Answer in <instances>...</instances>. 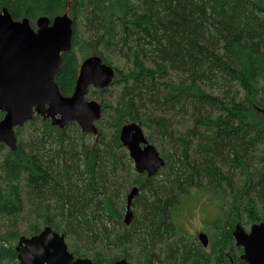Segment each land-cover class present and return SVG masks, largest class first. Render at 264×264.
Listing matches in <instances>:
<instances>
[{"label": "trees", "instance_id": "trees-1", "mask_svg": "<svg viewBox=\"0 0 264 264\" xmlns=\"http://www.w3.org/2000/svg\"><path fill=\"white\" fill-rule=\"evenodd\" d=\"M68 1L0 0V10L35 27ZM69 16L72 45L54 77L60 93H72L92 55L115 77L90 92L102 105L95 135L34 115L25 136V125L14 128L15 150L0 145V264H17L18 237L44 225L93 264H246L232 231L264 217L263 149L255 157L264 148V0H70ZM132 121L163 157L153 176L134 172L119 140ZM132 186L139 192L125 225ZM192 189L217 201L207 248L173 221Z\"/></svg>", "mask_w": 264, "mask_h": 264}, {"label": "water", "instance_id": "water-1", "mask_svg": "<svg viewBox=\"0 0 264 264\" xmlns=\"http://www.w3.org/2000/svg\"><path fill=\"white\" fill-rule=\"evenodd\" d=\"M72 24L71 17L63 13L51 20L40 16L32 27L28 18L15 20L6 8L0 10V145L15 150L14 128L22 127L34 115L48 119L58 128L73 122L83 133H97L102 105L88 99L87 94L90 87H109L115 70L97 55L86 57L79 64L72 93H60L54 77L61 54L71 49ZM260 112L264 123V110ZM118 136L137 174L153 176L163 166V157L139 123L123 124ZM138 192L139 187L132 186L126 193L122 217L125 225L134 219L132 201ZM232 237L235 246L242 248L240 258L246 264H264V218L251 224L248 231L236 224ZM197 239L202 246L208 245L204 233H199ZM14 250L18 264H93L90 257H75L65 235L49 225L36 234L20 235ZM111 264L130 263L123 257Z\"/></svg>", "mask_w": 264, "mask_h": 264}, {"label": "rangeland", "instance_id": "rangeland-1", "mask_svg": "<svg viewBox=\"0 0 264 264\" xmlns=\"http://www.w3.org/2000/svg\"><path fill=\"white\" fill-rule=\"evenodd\" d=\"M69 7H70V0L67 2V6L65 9V13H67L68 15H69ZM93 89L94 88L90 87L89 92L87 94V98L101 102V98L98 94L97 95L90 94V92ZM112 89L115 91L116 87ZM110 98L111 101H114V97H110ZM97 126H99V124H97ZM22 129L23 130L20 131V134L21 136H25L27 134L26 131H29V126L25 124V126ZM262 149L264 151V148H261L260 150L257 151V153H255V157L258 158V156L262 154ZM254 164H255L254 168L259 169V167L261 166V164L256 161H254ZM124 211H125V207L122 212L124 213ZM218 212L219 210L216 200L210 199V195H207V193H204L202 190L192 189L188 194L184 195L179 200L178 204L173 208L172 217L179 233H183L190 237L197 236L199 233H204L208 240V245L205 247L207 248L210 245L211 241L214 239L213 238L214 231L210 228V226L207 225V222L211 221L212 219L214 220ZM241 223L246 231L249 230L251 224H254V223L246 222L245 219H243ZM14 244H16V242ZM129 263L134 264L133 260H130Z\"/></svg>", "mask_w": 264, "mask_h": 264}, {"label": "flooded vegetation", "instance_id": "flooded-vegetation-1", "mask_svg": "<svg viewBox=\"0 0 264 264\" xmlns=\"http://www.w3.org/2000/svg\"><path fill=\"white\" fill-rule=\"evenodd\" d=\"M15 20H16V19H15ZM32 27H33V26H32ZM41 229H42V228H41ZM41 229H40V230H41ZM40 230H39V231H40ZM39 231H38V232H39ZM38 232H37V233H38ZM35 234H36V233H35ZM21 235H26V234H21ZM31 235H32V234H31ZM26 236H28V235H26ZM194 237L197 239V236H194ZM18 238H19V237H18ZM197 240H198V239H197ZM198 241H199V240H198ZM16 242H17V241H16ZM200 244H201V243H200ZM201 245H202V244H201ZM14 246H15V245H14ZM14 251H15V250H14ZM75 257H80V256H75ZM82 257H86V256H82ZM16 260H17V257H16ZM17 264H18V261H17Z\"/></svg>", "mask_w": 264, "mask_h": 264}]
</instances>
